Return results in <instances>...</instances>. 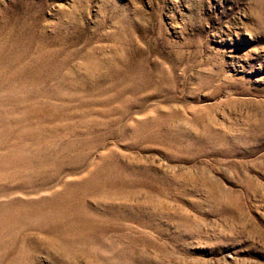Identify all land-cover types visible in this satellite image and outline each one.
<instances>
[{"label": "rangeland", "instance_id": "rangeland-1", "mask_svg": "<svg viewBox=\"0 0 264 264\" xmlns=\"http://www.w3.org/2000/svg\"><path fill=\"white\" fill-rule=\"evenodd\" d=\"M0 264H264V0H0Z\"/></svg>", "mask_w": 264, "mask_h": 264}]
</instances>
